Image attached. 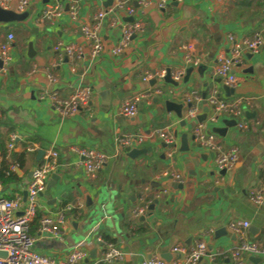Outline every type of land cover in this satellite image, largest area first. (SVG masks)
Returning a JSON list of instances; mask_svg holds the SVG:
<instances>
[{
    "label": "crops",
    "instance_id": "crops-1",
    "mask_svg": "<svg viewBox=\"0 0 264 264\" xmlns=\"http://www.w3.org/2000/svg\"><path fill=\"white\" fill-rule=\"evenodd\" d=\"M59 1L63 12L54 20H41L40 13L55 0H30L26 20L0 23V45L8 34L13 35L11 60L0 73V145L7 151L5 160H10V153H22L19 160L12 161L18 181L1 184L0 196L24 197L32 170L44 160L46 151L57 154L37 217L29 225L40 246L35 251L63 259L74 245L82 243L88 258L94 260L101 250L96 237L105 239L107 235L122 253L121 259L109 264H141L151 255L169 261L174 245L189 246L202 238L207 252L198 264H233L230 251L238 238L227 225L241 220L249 222L245 236L264 241V206L249 198L250 191L264 194V43L258 54L242 51L240 63L233 67L237 79L236 86L229 87L233 93L226 91L227 86L213 71L217 55L228 53L233 45L229 35L238 42L262 32L264 40V0H183L170 2L164 9L157 7L158 0H147L146 7L139 0H128L136 7L133 17L114 8V0H75L76 20L68 14L71 0ZM108 9L112 11L97 29L104 50L92 57L82 27L94 28V16ZM133 20L142 23V30L132 36L121 54L112 56L110 50L118 42L121 25ZM59 43L79 45L84 55L70 60L54 50ZM186 43L194 45L201 63L187 66L177 85L142 80L147 71L181 68L180 47ZM84 85L92 87L91 102L71 116L58 117L49 99H40L55 90L65 100ZM213 91L228 102L238 97L250 99L244 108L246 130L228 125L232 119L225 114L218 115L215 122L208 121L206 99ZM134 97H140L137 115H121V103ZM187 97L192 100L190 106H199L192 119H183L190 108ZM165 100L183 104L181 117L166 111ZM202 114L205 119L199 121ZM198 124L204 133L215 134L221 150L238 149L231 170L217 171L216 153L194 142L192 131ZM168 126L174 135L170 147L152 137L154 129ZM217 128L226 131L220 133ZM130 133L149 136L137 148L151 150L131 156L133 148H120L117 138ZM183 133H187V150L181 149ZM11 134L15 144L8 150ZM74 148L106 155L94 178L86 176ZM39 150L44 153L39 155ZM164 172L180 174L181 181H169ZM54 173L57 178H52ZM100 190L109 194L106 216L112 220L110 228L102 216L92 217ZM89 199L92 206L86 205ZM144 204L146 211L135 216L133 211ZM47 210L63 212L61 238L39 232L38 219ZM242 264H264V260L247 257Z\"/></svg>",
    "mask_w": 264,
    "mask_h": 264
},
{
    "label": "built area",
    "instance_id": "built-area-1",
    "mask_svg": "<svg viewBox=\"0 0 264 264\" xmlns=\"http://www.w3.org/2000/svg\"><path fill=\"white\" fill-rule=\"evenodd\" d=\"M142 6L146 7L149 3L147 0L138 1ZM170 2L181 3L183 0H158L157 7L160 9L166 8ZM13 5V10L17 13H22L27 10L30 5V0H0V7L10 9ZM114 8L120 9L130 17L136 13V7L129 3L128 0H114ZM112 9L98 12L94 19L96 22L94 28L89 25L82 27L83 37L86 40L89 53L92 57L98 56L104 50L102 38L98 35L97 29L101 20L110 13ZM63 12L62 2L55 0L54 3L46 5L45 9L40 13L41 20H51L59 17ZM68 14L72 20L77 19L78 5L75 0H71L68 7ZM143 25L140 21L133 20L128 23H123L120 27V37L115 46L110 50L112 56L121 54L128 46L132 36L140 32ZM264 29V28H263ZM233 41V45L228 53L220 52L216 57V63L213 68L214 75L219 77L223 84L227 87H235L237 84L236 76L233 73V67L240 63L242 51L246 50L252 54H258L263 47L262 32H257L249 39L234 41L233 37H228ZM13 35L8 34L6 41L0 45V73L4 70L5 65L11 60ZM183 53V66L171 71V78L174 81L180 80L187 66H197L201 63L200 57L195 53L194 45L186 43L181 45ZM56 52H63L65 56L73 60L84 55L82 47L76 44H57L54 46ZM166 74V69L145 72L142 80L161 81ZM53 82L51 74L48 75ZM44 93L40 99L47 97L51 107L55 110L58 117L63 118L73 115L79 108L87 107L93 96L92 87L84 85L78 87L75 92L65 100L58 97L57 92L52 90ZM140 97H134L131 101H124L119 107V113L125 117L133 118L138 113L137 103ZM195 100L200 101L199 97ZM189 104H192L190 97L186 98ZM210 107L208 116L209 122H215L218 115L225 114L227 118L235 120V126L239 130H246L247 124L245 121L244 108L250 103L249 98L238 97L231 102L219 98L216 91L206 99ZM198 103V102H197ZM199 106L191 105L187 110L183 119H192L197 116ZM152 137L157 138L164 143L172 145L174 135L171 128L168 126L163 129H154ZM149 136L145 134H126L117 138V144L120 148L131 149L137 148L143 144ZM192 139L200 146L215 152L214 165L217 171H228L233 168L238 160V149L231 147L226 150H221L216 143L215 134L212 132L204 133L202 124L196 125L192 131ZM15 144V135L11 134L7 149H13ZM79 155V165L84 170L89 178H94L96 173L106 162V155L103 152L90 148H74ZM56 152L47 150L44 160L37 164L32 170L30 180L26 187L25 198L17 195L13 198L0 196V251L5 252L4 256H0V264H109L115 260L122 258V253L113 243L106 241L102 236L96 237V242L100 245V255L97 259L90 260L88 258V250L82 243L74 245L68 254L63 259H57L41 254L33 250L34 237L29 232L31 221L37 217L38 209L40 208V196L43 193L46 181L56 164ZM14 170V166H12ZM163 175L168 177L169 181L178 183L181 181V176L178 173L164 172ZM1 187V184H0ZM264 189V186H263ZM249 198L257 205L264 206L263 191H250ZM147 209V204L137 207L133 214L135 216L143 215ZM64 224V215L62 211L47 210L38 219V230L40 233H48L61 238V227ZM249 227L247 220L231 221L227 228L232 231L238 238V243L230 251V257L233 264H242L247 257H255L264 260V241L248 238L245 236V231ZM174 255L171 260H166L158 255H151L144 258L141 264H198L202 257L206 255L207 244L204 239L200 238L194 243L186 246L184 244H176L171 248Z\"/></svg>",
    "mask_w": 264,
    "mask_h": 264
},
{
    "label": "water",
    "instance_id": "water-1",
    "mask_svg": "<svg viewBox=\"0 0 264 264\" xmlns=\"http://www.w3.org/2000/svg\"><path fill=\"white\" fill-rule=\"evenodd\" d=\"M29 17V12L28 11H24L22 13H17L14 10L11 9H3L0 7V23H9V22H17V21H22V20H26ZM2 65V62L0 60V66ZM164 81L171 83L173 85H177V82L174 81L171 78V71L170 69H166V74L163 78ZM156 82V80L152 81V84H154ZM226 88L227 92L233 93V89L232 88ZM164 106L166 111L170 112L173 111L178 117H181V110L183 108V104L182 103H177L175 101H171V100H165L164 101ZM188 106H190V104H188ZM207 108L204 109L205 113L207 112ZM205 114L199 115L198 116V120L202 121L203 119H205ZM181 123L184 124L185 121L182 119ZM228 125H235V120H230ZM218 132L220 133H224V131H226V129L224 128H217L216 129ZM176 135V134H175ZM164 146L170 147L171 144L169 143H162ZM181 144L182 150H187L188 149V144H187V133H183L181 135ZM151 148L147 147V148H142V149H138V148H133L131 149V151L129 152V155L133 156L139 153H145L146 151H150ZM44 153L43 150H39L38 154L42 155ZM57 175L54 173L52 174V178H57ZM181 185H179L180 187ZM26 196V192L24 193V198ZM108 197L109 194L106 191L100 190L99 192H97V200H96V204L94 206L93 209V213H92V217L100 219L101 216L103 217L102 219H106L104 220L106 222V226L108 228H110V225H113L111 218H107L108 216H106V207H107V201H108ZM156 203V201H155ZM87 206H92V201L90 202V199L87 200L86 202ZM149 209L152 210L153 209V205L149 206ZM222 231V230H221ZM220 232V231H219ZM218 232V233H219ZM95 250L93 251L94 254ZM5 252L0 251V256H4ZM253 261H258L260 259L255 258V257H250Z\"/></svg>",
    "mask_w": 264,
    "mask_h": 264
},
{
    "label": "trees",
    "instance_id": "trees-1",
    "mask_svg": "<svg viewBox=\"0 0 264 264\" xmlns=\"http://www.w3.org/2000/svg\"><path fill=\"white\" fill-rule=\"evenodd\" d=\"M1 154L3 155L2 161H0V184L7 185L13 181H18V176L16 175L15 171L12 169V161L19 160L22 156L18 153H10V160H5L4 156L6 155L7 151L4 146L0 145ZM105 236V240L110 241L111 239Z\"/></svg>",
    "mask_w": 264,
    "mask_h": 264
},
{
    "label": "rangeland",
    "instance_id": "rangeland-1",
    "mask_svg": "<svg viewBox=\"0 0 264 264\" xmlns=\"http://www.w3.org/2000/svg\"><path fill=\"white\" fill-rule=\"evenodd\" d=\"M136 133V132H135ZM1 197H3V196H1ZM86 240H88V239H86ZM40 246H39V243H38V241L36 240V238H34V242H33V250H36L37 248H39Z\"/></svg>",
    "mask_w": 264,
    "mask_h": 264
}]
</instances>
